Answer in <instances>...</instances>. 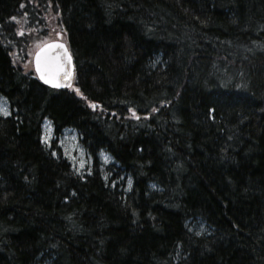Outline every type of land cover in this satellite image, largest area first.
I'll return each mask as SVG.
<instances>
[{
	"label": "trees",
	"instance_id": "obj_1",
	"mask_svg": "<svg viewBox=\"0 0 264 264\" xmlns=\"http://www.w3.org/2000/svg\"><path fill=\"white\" fill-rule=\"evenodd\" d=\"M51 29L68 89L14 59ZM0 96V264H264V0H0ZM44 119L77 131L89 175Z\"/></svg>",
	"mask_w": 264,
	"mask_h": 264
},
{
	"label": "rangeland",
	"instance_id": "obj_2",
	"mask_svg": "<svg viewBox=\"0 0 264 264\" xmlns=\"http://www.w3.org/2000/svg\"><path fill=\"white\" fill-rule=\"evenodd\" d=\"M55 29H51L47 33L48 35L38 37V34L33 30V37L29 39V44L20 53H14V59L16 63L23 66L24 68L31 69V59L32 54L38 46L46 41L56 39V34H54ZM30 34V33H29ZM10 115V110L8 103L5 99L0 97V118H5ZM42 130V144L45 149L51 153V156L57 158L58 156L66 160L74 174L78 176H86L89 174L90 161L86 156L84 149L81 147L79 142V136L77 132L73 129H65L62 131L61 135L54 139L52 132V124L48 119H45L41 125ZM52 142H54L53 149ZM99 158V171L105 182L111 181L110 184L114 186L115 184H124L126 191L131 188V179L128 175L123 174L120 170L118 171V165L104 152H101L98 156ZM109 169V170H108ZM109 180V181H110ZM188 229L190 232L195 234H205L208 228L199 220H194L188 224Z\"/></svg>",
	"mask_w": 264,
	"mask_h": 264
},
{
	"label": "water",
	"instance_id": "obj_3",
	"mask_svg": "<svg viewBox=\"0 0 264 264\" xmlns=\"http://www.w3.org/2000/svg\"><path fill=\"white\" fill-rule=\"evenodd\" d=\"M38 55L40 57L42 67L48 66L49 68L54 69L57 65H61L65 71L71 73L70 76L67 79H65L64 72H61L59 76L57 77V82L59 84V87L55 86L54 84L45 83V81L40 78V73L37 71V56ZM69 57L71 58L66 44L59 40L49 41L41 45L40 47H38L32 57L33 71L37 79L43 85L49 88H52V89L69 88L73 82V74H74L72 58L69 62Z\"/></svg>",
	"mask_w": 264,
	"mask_h": 264
},
{
	"label": "snow or ice",
	"instance_id": "obj_4",
	"mask_svg": "<svg viewBox=\"0 0 264 264\" xmlns=\"http://www.w3.org/2000/svg\"><path fill=\"white\" fill-rule=\"evenodd\" d=\"M70 60L71 58L69 57V62ZM37 71L40 73V78L44 80L45 83L54 84L57 87H59L57 77L61 72H64L65 79H67L71 74L70 72L65 71L61 65H57L54 69L49 68L48 66L42 67L39 55L37 56Z\"/></svg>",
	"mask_w": 264,
	"mask_h": 264
},
{
	"label": "bare ground",
	"instance_id": "obj_5",
	"mask_svg": "<svg viewBox=\"0 0 264 264\" xmlns=\"http://www.w3.org/2000/svg\"><path fill=\"white\" fill-rule=\"evenodd\" d=\"M192 233V232H191Z\"/></svg>",
	"mask_w": 264,
	"mask_h": 264
}]
</instances>
